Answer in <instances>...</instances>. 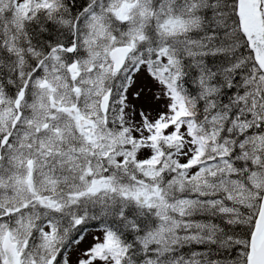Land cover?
<instances>
[{
  "label": "snow or ice",
  "instance_id": "1",
  "mask_svg": "<svg viewBox=\"0 0 264 264\" xmlns=\"http://www.w3.org/2000/svg\"><path fill=\"white\" fill-rule=\"evenodd\" d=\"M0 264H264V0H0Z\"/></svg>",
  "mask_w": 264,
  "mask_h": 264
}]
</instances>
